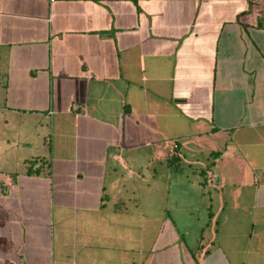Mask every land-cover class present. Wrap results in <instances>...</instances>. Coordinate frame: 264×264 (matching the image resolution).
I'll use <instances>...</instances> for the list:
<instances>
[{
    "label": "crops",
    "instance_id": "crops-1",
    "mask_svg": "<svg viewBox=\"0 0 264 264\" xmlns=\"http://www.w3.org/2000/svg\"><path fill=\"white\" fill-rule=\"evenodd\" d=\"M1 140L0 264H264V0H0Z\"/></svg>",
    "mask_w": 264,
    "mask_h": 264
},
{
    "label": "rangeland",
    "instance_id": "rangeland-1",
    "mask_svg": "<svg viewBox=\"0 0 264 264\" xmlns=\"http://www.w3.org/2000/svg\"><path fill=\"white\" fill-rule=\"evenodd\" d=\"M3 135H1L2 138ZM3 140H1V144H0V171H4L5 170V166H6V161H7V157L6 154L4 152V149L6 148V144L5 142H2Z\"/></svg>",
    "mask_w": 264,
    "mask_h": 264
},
{
    "label": "trees",
    "instance_id": "trees-1",
    "mask_svg": "<svg viewBox=\"0 0 264 264\" xmlns=\"http://www.w3.org/2000/svg\"><path fill=\"white\" fill-rule=\"evenodd\" d=\"M129 1H131V2H136V1H138V0H129ZM173 160H174V161L177 160V156H176V155H174Z\"/></svg>",
    "mask_w": 264,
    "mask_h": 264
},
{
    "label": "built area",
    "instance_id": "built-area-1",
    "mask_svg": "<svg viewBox=\"0 0 264 264\" xmlns=\"http://www.w3.org/2000/svg\"><path fill=\"white\" fill-rule=\"evenodd\" d=\"M54 0H50V2H53ZM211 176V174H209V177Z\"/></svg>",
    "mask_w": 264,
    "mask_h": 264
}]
</instances>
